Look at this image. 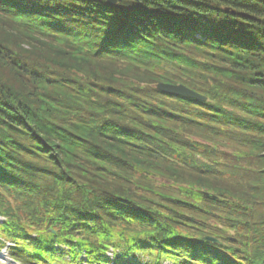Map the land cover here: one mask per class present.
<instances>
[{"label":"trees","instance_id":"1","mask_svg":"<svg viewBox=\"0 0 264 264\" xmlns=\"http://www.w3.org/2000/svg\"><path fill=\"white\" fill-rule=\"evenodd\" d=\"M211 64L235 85L194 90ZM139 150L167 164L149 174L158 188ZM263 154L264 0H0V249L14 260L264 264Z\"/></svg>","mask_w":264,"mask_h":264},{"label":"rangeland","instance_id":"2","mask_svg":"<svg viewBox=\"0 0 264 264\" xmlns=\"http://www.w3.org/2000/svg\"><path fill=\"white\" fill-rule=\"evenodd\" d=\"M207 54L210 57L218 56L219 55L220 57H218V58H221L224 55V54H220V53H218V55H216V54L214 55V53H207ZM220 69L221 68H219V70H218V68L215 69L214 68V65L211 64V65H208V69H207L208 72H202L200 70L199 73L194 72L195 75L193 74V75L189 76L190 79H191V81H192V79H194L195 82H198L199 83L197 87H194V90H198L199 89V91H201V90L202 91H208V93H209L210 89H213L215 87V91L220 92L222 89L227 90V89L230 88V86H234L235 84L232 83L230 80L233 79V78H235V77H231V76L228 77V75H226L227 73H225L222 69L221 70ZM189 77L187 78V80H189ZM239 77H240V74H239V72H237L236 73V80L240 81L239 80ZM233 80H235V79H233ZM160 85H162V84H160ZM167 86H171V85H167ZM176 86H182V87L186 88L188 91H190L192 93H195L197 96H200V97H203L204 98L202 100V99H195L193 97L187 96L190 99L200 100V101H203V103L207 101L206 99H207L208 96H204V95H208L206 93H202V94L201 93H196V91H194V90H192V89H190V88H188L186 86H183V85H176ZM176 86H171V87H176ZM176 96H179V95H176ZM179 97H181V96H179ZM187 97H185V98H187ZM177 125H175V126H177ZM191 126L192 127H195L196 129H198V127L197 126H194V125H190V126L186 127V124L184 126L179 125L178 127H182L187 132L194 131V130H192V127ZM194 132H200V131L199 130H195ZM218 142L221 143V144H223V145H226V143L223 140H218ZM139 151L142 152V153H140L138 151H135L134 152V156L136 155V157L139 158V160L136 163V166H137L136 167V172L139 174L140 173V172H138L139 169H143L144 171L147 172L145 175H148V176L142 179V183L147 186L146 189L147 188H158L157 182H155V180L153 179V177L152 176H149V174L168 173L167 171H169V169H167V164L165 163L164 160H153L157 156L161 157L159 154H153L151 152H147V151L145 152L143 150H139ZM137 154H140L141 157H139ZM179 171L180 170L173 171V172H179ZM170 177L173 178V179H177L178 180V178H177L176 175H171L170 174ZM144 179H146L147 182H152L153 184L152 183H147L146 181H144ZM166 182H167V184H171V185L173 184V182L170 181V179L167 180ZM137 183H140V178L136 182V184L135 183L134 184H131L130 185V188L137 190L139 187H141ZM117 188L119 190V186L118 185H117ZM179 189L180 188L177 187V186L170 187L169 191H165V193L167 195L172 194V195L178 196L175 192H172L170 190H174L176 192H179ZM123 190L125 191V189L122 187V191ZM199 190L201 192L204 191L203 189H199ZM241 226H242V224L239 223V227H241ZM256 238H257V236H256ZM63 248H65V247H63ZM60 249H62V247H59L58 246L57 247V250H60ZM63 258L66 259V260H68V256L63 257ZM147 258H148V256H141V254H139L140 261H145L147 263L148 262V259ZM80 259H81V262H83L82 264H88L86 262V259H84L83 257H80ZM0 264H23V263L12 260L10 254L7 251L1 250L0 251ZM55 264H56V262H55Z\"/></svg>","mask_w":264,"mask_h":264},{"label":"water","instance_id":"3","mask_svg":"<svg viewBox=\"0 0 264 264\" xmlns=\"http://www.w3.org/2000/svg\"><path fill=\"white\" fill-rule=\"evenodd\" d=\"M160 89L164 92H167L170 95H179V96H183V97H193L195 99H204L200 96H197L195 93H192L190 91H188L186 88L182 87V86H176V87H171V86H167V85H161Z\"/></svg>","mask_w":264,"mask_h":264},{"label":"bare ground","instance_id":"4","mask_svg":"<svg viewBox=\"0 0 264 264\" xmlns=\"http://www.w3.org/2000/svg\"><path fill=\"white\" fill-rule=\"evenodd\" d=\"M160 24H162V23H160ZM98 48H103L102 47V45L101 44H99L98 45ZM91 49V48H90ZM92 50V49H91ZM97 50V49H96ZM85 84H84V81H82V80H77V82H73V85H72V88L73 89H83L84 87H86V86H84ZM39 155V159H44V160H48V159H51V157H53L54 155L53 154H51V153H48V155L46 154H38ZM38 159V158H37ZM37 159H36V161H37ZM74 236H75V234H74ZM52 239V237H48V239H44L43 241L45 242V245L47 246H49V248L50 249H52V247L54 246V241H52L51 240ZM48 241H51L50 243L48 242ZM49 243V244H48ZM56 245V244H55Z\"/></svg>","mask_w":264,"mask_h":264}]
</instances>
